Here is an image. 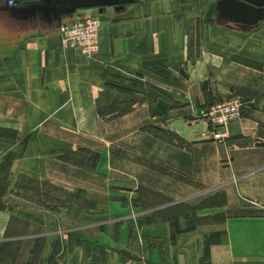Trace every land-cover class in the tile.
<instances>
[{"label": "crops", "instance_id": "1", "mask_svg": "<svg viewBox=\"0 0 264 264\" xmlns=\"http://www.w3.org/2000/svg\"><path fill=\"white\" fill-rule=\"evenodd\" d=\"M180 6L79 10L99 22L87 58L59 44L63 9L0 5V264H264V6ZM229 95L219 143L196 115Z\"/></svg>", "mask_w": 264, "mask_h": 264}, {"label": "built area", "instance_id": "2", "mask_svg": "<svg viewBox=\"0 0 264 264\" xmlns=\"http://www.w3.org/2000/svg\"><path fill=\"white\" fill-rule=\"evenodd\" d=\"M13 1L8 0V3ZM97 29V20L90 16L63 18L57 26L59 44L63 49H74L82 56L94 57L98 47ZM241 104L238 96L230 95L201 109L196 117L206 120L210 139L222 143L228 137L227 124L240 117ZM260 207L264 210V205Z\"/></svg>", "mask_w": 264, "mask_h": 264}, {"label": "rangeland", "instance_id": "3", "mask_svg": "<svg viewBox=\"0 0 264 264\" xmlns=\"http://www.w3.org/2000/svg\"><path fill=\"white\" fill-rule=\"evenodd\" d=\"M14 1L16 3H20V2L30 1V0H14ZM135 1H138V0H124V3L125 4H129V3H132V2H135ZM157 1H160V0H157ZM164 1L165 0H161V2H164ZM176 1L181 3L180 7H183L185 5V8H187L188 11L198 12L197 13V17L198 16L200 17L201 15H203L205 19H207V18L209 19V17L212 16L213 12L216 11L217 9L223 8V7L225 9V6H227L229 8L228 9L229 11H233L234 9L253 8V7H250L249 4H247V3H245V2H243L241 0H176ZM3 4H5V6H7V7L8 6L12 7L11 4L8 3V0H0V5H3ZM159 4H160V2H159ZM207 4H208V6L204 7ZM85 7L86 6H83V7L75 6V8H74V10H72V12L62 16L60 18V20L63 19V18H67V17L76 19V18H79V17H82V16H90V17H93L94 19L97 20V18H95L94 16L82 14L79 11V10H83ZM200 8H202V9L205 8L204 14H203V11L200 10ZM255 8L256 9H255V13H254V20L256 21V20H259V19L262 18L263 10L258 9V7H255ZM178 13H180V12H178ZM237 13H238V16H239V12H237ZM229 15H231V14H229ZM240 16L242 18H244V17H247L248 15H246L245 13H242ZM97 23H98V26H99L98 20H97ZM97 32H98V29H97ZM97 39H98V36H97ZM97 50H98V47H97ZM96 54H97V52H96ZM87 58H89V57H87ZM126 85H132V84L131 83H127ZM22 187L29 191L27 193H29V195L32 198H34V197L37 198L38 202H41V203L46 202V203H44V205H46L47 207H54V205H57V204H64L68 200V196H66L64 194V192L63 193L62 192L59 193L56 190L53 191L50 187L41 186V185H38V184L30 182V181L29 182L28 181H23ZM83 204L84 205H89L90 203L88 201H83ZM202 204H205V203H202ZM184 207L185 206H179V207L176 208V210H182ZM94 213H96V212H94ZM99 219H101V217L94 216L93 218H85V219L82 218L81 221L82 222L90 221V220L97 221ZM203 219H207V217H203ZM212 238H213V235L208 237V239H212Z\"/></svg>", "mask_w": 264, "mask_h": 264}, {"label": "water", "instance_id": "4", "mask_svg": "<svg viewBox=\"0 0 264 264\" xmlns=\"http://www.w3.org/2000/svg\"><path fill=\"white\" fill-rule=\"evenodd\" d=\"M39 1L42 4L51 5V6L58 7L59 9H63L58 14V21H60V18L64 16L65 14L72 12L75 6L89 7V6L96 5L102 2H106V3L124 2V0H39ZM241 1L249 4L252 7L264 6V0H241ZM16 4L17 3L13 1L11 6H14Z\"/></svg>", "mask_w": 264, "mask_h": 264}, {"label": "trees", "instance_id": "5", "mask_svg": "<svg viewBox=\"0 0 264 264\" xmlns=\"http://www.w3.org/2000/svg\"><path fill=\"white\" fill-rule=\"evenodd\" d=\"M203 85V84H202ZM117 114H120V111L119 112H117L116 113V115ZM260 135H261V137H262V135H264V124H258V126H257V137H260ZM223 194H221V196H222ZM223 198V196L221 197V201L223 200L222 199ZM202 203H204V201H202V202H199L198 204H197V206L199 207V206H203L204 204H202Z\"/></svg>", "mask_w": 264, "mask_h": 264}]
</instances>
